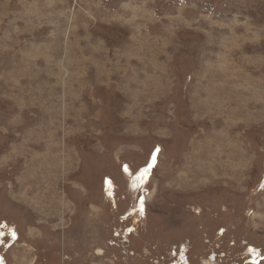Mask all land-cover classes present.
<instances>
[{"label":"rangeland","instance_id":"rangeland-1","mask_svg":"<svg viewBox=\"0 0 264 264\" xmlns=\"http://www.w3.org/2000/svg\"><path fill=\"white\" fill-rule=\"evenodd\" d=\"M0 264H264V0H0Z\"/></svg>","mask_w":264,"mask_h":264}]
</instances>
